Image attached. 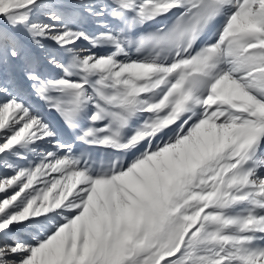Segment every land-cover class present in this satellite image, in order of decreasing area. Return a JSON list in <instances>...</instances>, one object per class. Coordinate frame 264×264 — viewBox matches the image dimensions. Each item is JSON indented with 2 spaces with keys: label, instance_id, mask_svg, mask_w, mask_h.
<instances>
[{
  "label": "snow or ice",
  "instance_id": "obj_1",
  "mask_svg": "<svg viewBox=\"0 0 264 264\" xmlns=\"http://www.w3.org/2000/svg\"><path fill=\"white\" fill-rule=\"evenodd\" d=\"M0 264H264V0H0Z\"/></svg>",
  "mask_w": 264,
  "mask_h": 264
}]
</instances>
